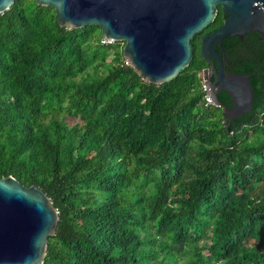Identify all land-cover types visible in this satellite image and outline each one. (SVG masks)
<instances>
[{"label":"trees","instance_id":"16d2710c","mask_svg":"<svg viewBox=\"0 0 264 264\" xmlns=\"http://www.w3.org/2000/svg\"><path fill=\"white\" fill-rule=\"evenodd\" d=\"M197 37L152 84L97 26H59L33 0L0 13V177L57 212L40 264H264V97L222 122Z\"/></svg>","mask_w":264,"mask_h":264},{"label":"water","instance_id":"95a60500","mask_svg":"<svg viewBox=\"0 0 264 264\" xmlns=\"http://www.w3.org/2000/svg\"><path fill=\"white\" fill-rule=\"evenodd\" d=\"M13 0H0V13ZM52 8L66 28L94 25L102 41L122 42L124 63L144 82L160 84L191 59L190 39L214 19L221 24L199 38L208 67L198 70L206 100L221 105V121L249 119L264 97V0H33ZM57 212L34 184L0 177V264H40Z\"/></svg>","mask_w":264,"mask_h":264},{"label":"flooded vegetation","instance_id":"af4514ba","mask_svg":"<svg viewBox=\"0 0 264 264\" xmlns=\"http://www.w3.org/2000/svg\"><path fill=\"white\" fill-rule=\"evenodd\" d=\"M219 11L221 12V8L217 5V6H216V10H215V15H216ZM215 15H214V17H215ZM221 15H222V12H221ZM221 15H220L219 21H217L216 23H214L212 26H209V27L203 29L200 33L197 34V35H198V37H197L198 42H199V38L201 37L202 34L207 33L208 31H211L212 29L216 28L217 26H219V25L221 24V22H222V20H221ZM194 36H195V35H193V37H194ZM193 37H192V38H193ZM192 38H191V39H192ZM191 39H190V40H191ZM198 45H199V44H198ZM205 62H206V61H205ZM205 67H208L207 62H206V66H205ZM202 68H204V67H202Z\"/></svg>","mask_w":264,"mask_h":264},{"label":"built area","instance_id":"2783aa9c","mask_svg":"<svg viewBox=\"0 0 264 264\" xmlns=\"http://www.w3.org/2000/svg\"><path fill=\"white\" fill-rule=\"evenodd\" d=\"M104 42H109V41H104ZM200 83H201V81H200ZM201 87H202V91H203V99H204V105H210V104H212L213 105V103H210V102H208L207 100H206V97H207V93H206V91H205V89H203L204 88V86H203V84L201 83Z\"/></svg>","mask_w":264,"mask_h":264},{"label":"rangeland","instance_id":"374dc122","mask_svg":"<svg viewBox=\"0 0 264 264\" xmlns=\"http://www.w3.org/2000/svg\"><path fill=\"white\" fill-rule=\"evenodd\" d=\"M185 258L182 257L181 259L177 260L175 264H184Z\"/></svg>","mask_w":264,"mask_h":264}]
</instances>
